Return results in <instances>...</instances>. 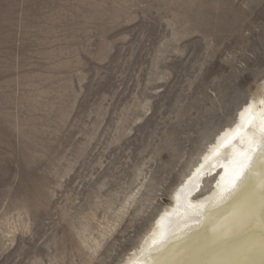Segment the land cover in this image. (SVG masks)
Returning <instances> with one entry per match:
<instances>
[{
    "label": "rangeland",
    "instance_id": "rangeland-1",
    "mask_svg": "<svg viewBox=\"0 0 264 264\" xmlns=\"http://www.w3.org/2000/svg\"><path fill=\"white\" fill-rule=\"evenodd\" d=\"M260 98L264 0H0V264H124Z\"/></svg>",
    "mask_w": 264,
    "mask_h": 264
},
{
    "label": "bare ground",
    "instance_id": "bare-ground-1",
    "mask_svg": "<svg viewBox=\"0 0 264 264\" xmlns=\"http://www.w3.org/2000/svg\"><path fill=\"white\" fill-rule=\"evenodd\" d=\"M207 174L214 186L198 197ZM178 189L124 264H264V98L239 111Z\"/></svg>",
    "mask_w": 264,
    "mask_h": 264
}]
</instances>
